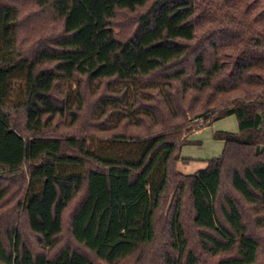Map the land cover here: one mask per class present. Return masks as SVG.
<instances>
[{
    "label": "trees",
    "instance_id": "trees-1",
    "mask_svg": "<svg viewBox=\"0 0 264 264\" xmlns=\"http://www.w3.org/2000/svg\"><path fill=\"white\" fill-rule=\"evenodd\" d=\"M17 74L23 95L12 103ZM82 82L104 83L99 105L121 126L153 127L91 140L60 132L55 121H79ZM149 85H162L169 104H138V94L128 103L130 86ZM229 116L238 132L216 134L221 154L177 172L192 161L180 151L196 127ZM163 213L165 264H258L264 0H0V264L145 259Z\"/></svg>",
    "mask_w": 264,
    "mask_h": 264
},
{
    "label": "rangeland",
    "instance_id": "rangeland-1",
    "mask_svg": "<svg viewBox=\"0 0 264 264\" xmlns=\"http://www.w3.org/2000/svg\"><path fill=\"white\" fill-rule=\"evenodd\" d=\"M127 17L128 16L121 15L114 24L115 31L121 37L126 34L128 30L127 27H129ZM6 52L7 49H5V53ZM82 84L84 85L82 91L84 92L85 100L79 121L75 123L73 118L70 116L62 119V121H55L58 122V130L60 132H67L69 134H73L78 137H86L88 140H91L90 138L92 137L104 138L108 134H111L115 131L131 132L132 134L136 135L142 134L145 132V129L153 127L150 120L143 124H139L133 119L121 126L119 123L121 120V115L112 111L110 108L102 109L99 105L101 104L100 99L103 98L104 94H106V88L103 86L104 83L102 86L97 82L89 84L82 82ZM23 88L24 77L21 74H17L9 82L8 100L12 103H16L17 101L21 100ZM108 89L110 92L117 94L122 89V86L113 84ZM156 89L160 90L161 93H158ZM163 89L164 87L162 85H149V87L141 91V93L136 91L133 86H130V92L127 97V101L129 104L134 103L135 95L138 94L137 96L142 98L138 104H169L167 99L168 94ZM76 90L77 84L73 81L69 82L68 85L65 86V92L69 94L70 105L72 106L76 104ZM117 104L119 103L117 102ZM195 130L201 131L197 134L194 132L189 135L187 140L191 141L192 143L183 145L180 151L181 158H188L192 161L188 164L178 163L176 167L177 172L185 175L194 174L195 172L205 168L207 160L221 154L223 143L214 139L218 132L236 133L238 132V126L235 117L229 116L216 121L208 127H196ZM93 146H96V144L92 143V147ZM167 222L168 221L164 213L157 219V241L153 246H151V248L147 249L146 254L144 255L145 259H139V256L136 255L124 260L119 264H165L164 254L168 251V241L165 237ZM20 230L24 232V235L26 236L25 238H27L28 242L33 245L34 239L32 236L25 233V228L23 225H20ZM259 233L261 234L262 247L260 248L258 264H264V230L259 231ZM209 261L214 263L217 261V259L215 258L214 260Z\"/></svg>",
    "mask_w": 264,
    "mask_h": 264
},
{
    "label": "crops",
    "instance_id": "crops-1",
    "mask_svg": "<svg viewBox=\"0 0 264 264\" xmlns=\"http://www.w3.org/2000/svg\"><path fill=\"white\" fill-rule=\"evenodd\" d=\"M201 131V130H200ZM200 131H195V134H197L198 132H200ZM215 139V138H214Z\"/></svg>",
    "mask_w": 264,
    "mask_h": 264
}]
</instances>
